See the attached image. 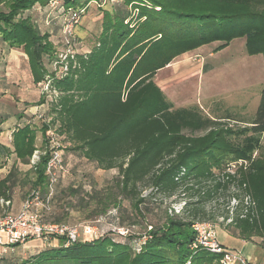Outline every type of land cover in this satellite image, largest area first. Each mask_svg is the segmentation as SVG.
Returning a JSON list of instances; mask_svg holds the SVG:
<instances>
[{
    "label": "trees",
    "instance_id": "1",
    "mask_svg": "<svg viewBox=\"0 0 264 264\" xmlns=\"http://www.w3.org/2000/svg\"><path fill=\"white\" fill-rule=\"evenodd\" d=\"M54 1L58 3L51 7ZM92 1L0 0V45L24 51L31 79L41 94L35 105L48 103L45 112L34 114L36 119L39 114L51 116L41 130L45 140L49 130L56 128L83 158L104 171L119 170L126 196L135 195L145 182L171 196L181 188L190 191L195 185L215 181L200 195L205 201L236 184L241 192L234 196L236 225L247 238L264 235V169L242 164L224 173L232 151L225 146L222 132L185 133L207 129L210 119H203L197 108L174 109L154 81L178 57L216 41L228 45L245 38L251 55L264 56V0H120L115 13H104L95 46L81 53L75 38L74 53L66 54L64 27L70 11L83 12L82 19ZM50 26L59 34V47L51 40ZM56 64L62 71L55 70ZM47 81L57 94H49L54 97L50 105L40 86ZM18 122L12 147L0 140V168L15 156L6 177L0 178V201L11 203L24 187L45 193L47 182L48 157H42L36 167L30 164L38 149L37 132L27 116L20 115ZM251 130L258 136L264 133V88ZM19 163L30 168L24 178H20ZM216 171L226 181L218 179ZM78 192L73 186L57 188L53 210L45 221H68L63 203L70 205ZM101 193L92 190L86 202L97 199L99 204L117 206V192L107 195L108 202L102 201ZM115 236L69 246L60 240V246L18 264H221L222 254L192 248L196 237L192 222L172 219L153 224L139 238L127 236L128 241H116ZM224 248V253L231 252Z\"/></svg>",
    "mask_w": 264,
    "mask_h": 264
},
{
    "label": "rangeland",
    "instance_id": "2",
    "mask_svg": "<svg viewBox=\"0 0 264 264\" xmlns=\"http://www.w3.org/2000/svg\"><path fill=\"white\" fill-rule=\"evenodd\" d=\"M119 2L120 0H93L88 4L82 19L73 30L76 48L79 52L84 53L95 46L102 28L104 13H115ZM27 12L23 14L24 17ZM35 17L36 15H33V18ZM50 28L53 27L50 26ZM58 36L59 34H55L53 40L54 44L59 47ZM225 43L222 41L210 43L178 57L173 62L182 61L184 64L190 62L196 65L193 72L192 70L179 71V68L183 69L186 65L171 67L161 70L154 81L158 85H163L161 81L166 78L164 82L166 86L162 90L174 109L197 108L203 119H210L211 124L207 129H187L185 133L201 136L211 129L222 132L225 146L232 151L229 159L225 160L227 163L224 173H232L235 167L242 164L255 169H264V133L258 136L251 130L264 88V56L262 54L251 55L248 52L245 38L234 39L228 45ZM22 54H25L22 49H13L8 58L14 60L16 56L20 57ZM47 67L52 70L51 65ZM43 96L50 105L54 97L49 94ZM46 118L50 121L51 116ZM44 124L41 119H37L32 124L37 132L38 149L45 140L41 131ZM7 137L8 132L2 135L3 141L12 147L11 143L6 141ZM61 139L70 175L60 182L58 190L70 186L79 190L78 196L71 198L73 202L70 205L63 203V208L69 212V220L61 224L93 226L97 230L94 239L112 237L116 234V236H123V239L115 236L116 241H128V238H139L138 235L149 231L151 225L162 224L172 219L192 222V229L194 224L210 223L217 231L218 241L228 251L237 252L233 246H238L241 244L240 240H243L258 244L257 257L263 253L264 235H252L247 238L242 233V229L236 225L238 201L234 199V196L241 193L236 184L220 189L205 201L200 199V195L211 189L215 181L195 185L190 191L181 188L171 196L145 182L139 185L135 195L126 196L122 193L123 185L119 170L104 171L98 168L93 162L84 159L65 136ZM74 156L78 158V166L77 161L73 160ZM18 168L22 172L20 178H24L25 172L30 169L20 163ZM216 173L219 175V171ZM218 177L222 182L226 181L224 174ZM24 188V191L14 194L13 207L15 210L31 193L32 189ZM92 190L102 192L100 196H103L102 201L104 202H108V194L117 192L114 194L118 202L117 206L114 207L113 204L105 206L103 202L99 204L97 199L94 201L90 199L86 202ZM7 210V206L0 208L1 214ZM96 215L99 217L93 219ZM120 229L128 233L120 235L118 231ZM127 236L130 237L126 238ZM27 244L34 248L19 246L13 252L1 254L0 247V264H18L20 261L32 259L40 251L60 246V243L44 244L37 239L28 240ZM40 244L42 247H36ZM135 247L140 246L137 243ZM261 260L259 263L264 264V257Z\"/></svg>",
    "mask_w": 264,
    "mask_h": 264
},
{
    "label": "built area",
    "instance_id": "3",
    "mask_svg": "<svg viewBox=\"0 0 264 264\" xmlns=\"http://www.w3.org/2000/svg\"><path fill=\"white\" fill-rule=\"evenodd\" d=\"M58 1H54L51 7H54ZM71 14L67 19L64 27V43L66 46L65 53L73 54L74 43V26L81 20L83 12L70 11ZM69 12V13H70ZM62 55V54H61ZM55 70L62 71L59 65L54 66ZM43 87V94H51L57 96L55 91H51L50 81H47ZM37 119H41L45 124L50 121L46 120L44 114L37 115ZM61 136L56 128H51L44 140L43 147L37 149L30 160V164L36 167L40 163L42 157L47 156L45 176H46V192L41 189H35L22 204L17 214L5 211L0 213V247L1 254L14 251L17 246L25 244L28 240H41L44 244L60 243L64 240L66 245L77 243L81 238L88 240L94 239L96 236V228L90 225L71 226L67 224H55L45 221V216L52 211V201L56 194L57 188L67 175L70 168L65 160L64 146L60 141ZM2 207L11 208L10 201H0ZM10 211V210H9ZM194 232L196 234L192 248L194 250L203 249L213 254H222L221 264H251L249 259L244 258L239 252L224 253V247L218 241L217 231L210 223L194 224ZM120 235H126L128 231L124 229L118 230ZM89 241V240H88Z\"/></svg>",
    "mask_w": 264,
    "mask_h": 264
},
{
    "label": "crops",
    "instance_id": "4",
    "mask_svg": "<svg viewBox=\"0 0 264 264\" xmlns=\"http://www.w3.org/2000/svg\"><path fill=\"white\" fill-rule=\"evenodd\" d=\"M53 31L54 29L51 28L48 31V33L49 32L53 33ZM53 38H51L52 41H54ZM12 51L13 49L7 50L2 45H0V121L3 122V124L0 126V130H2L0 132V140L3 141L2 135L8 132V137L6 141L11 143V145H12V135L19 123L18 121L20 115L27 116L30 119V122L34 124L35 121L37 120L36 118H34V114L40 110L41 112H45L47 109V106L45 107L46 104L35 105L38 103L39 99L41 98V94L39 88H37L34 85L31 79V71L28 66V63H25V59L26 60L28 59L27 56L25 54H22V56L20 57L16 56L17 58L15 57L16 59L14 58V60H12L11 58H8V56L11 54ZM7 64H9V66ZM185 65L186 67H184L183 69L179 68L180 69L179 71L192 70L193 72L195 70V69L193 70V68H195L196 65L194 66L190 62L184 64L182 61L177 63H172L167 68L176 67V66L183 67ZM165 80L166 78L164 80L162 79L161 81L163 85L157 84L161 89H164V87L166 86V83H164ZM14 159L15 156L11 155L5 162L2 163V168L0 169V178L6 177L12 166L11 163L15 162ZM73 160L77 161L76 163L78 166L77 156L76 157L74 156ZM6 164H8L7 166L8 169L6 167ZM91 171L92 170H90V172ZM67 176L65 178H67ZM23 203L24 201L20 204V206H18V209L15 210L13 207V200H12V206L10 208V212L12 214H17L21 209ZM240 243L241 244H239L238 246H233V249L239 252L244 258L249 259L252 264H261L259 262H261L262 261L261 259L264 257L263 255L264 246H262L263 253L260 254L259 257H257L256 253H257V248H259V246H257L258 244L256 245V243L250 241L246 242L243 240H240ZM19 246L20 247L23 246L24 248H34L29 246L27 242ZM36 247H42V244Z\"/></svg>",
    "mask_w": 264,
    "mask_h": 264
},
{
    "label": "water",
    "instance_id": "5",
    "mask_svg": "<svg viewBox=\"0 0 264 264\" xmlns=\"http://www.w3.org/2000/svg\"><path fill=\"white\" fill-rule=\"evenodd\" d=\"M81 240H83V241H88V240H84L83 238H81ZM81 240H79V241H81Z\"/></svg>",
    "mask_w": 264,
    "mask_h": 264
}]
</instances>
